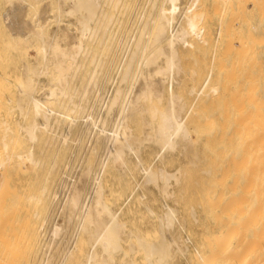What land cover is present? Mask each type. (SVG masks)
<instances>
[{
  "label": "bare ground",
  "instance_id": "1",
  "mask_svg": "<svg viewBox=\"0 0 264 264\" xmlns=\"http://www.w3.org/2000/svg\"><path fill=\"white\" fill-rule=\"evenodd\" d=\"M8 1L2 15V25L9 32L5 34L9 43L3 45L8 56L1 59L7 52L1 47L0 74L8 78L21 74L20 81L14 76L21 93L16 107L24 118H32L21 123L24 134H20L30 142L26 151L10 150L12 143L25 141L19 134L14 139L3 136L1 191L11 177L8 165L42 164L36 154L42 136L61 139L65 152L73 131L82 128V118L92 115L83 112L94 103V89L106 74L105 59L120 45L118 29L113 30L118 25L113 28V24L124 25L130 7V0H49V9L59 5L54 13L41 15L31 14L37 6L33 0ZM150 1L153 17L140 23L143 27H138L133 43L127 40L122 45L123 52L116 55L123 54L121 63L113 62L118 80L102 105L106 111L91 151L101 161L98 166L91 161L71 188L68 185L64 197L70 220L78 217L79 221L63 264L81 243L87 246L84 264H168L190 251V236L187 239L177 232L186 227L179 218L183 211L195 220L204 215L212 228L192 254L191 264H264V0H212L214 6L209 7L206 0H194L191 12L183 10L181 21L176 16L180 0ZM214 19L220 21L216 29ZM55 26L64 30L62 35ZM213 36L221 42L217 48L213 42L214 50ZM2 41L1 46L7 42ZM116 107L118 124L110 128L108 121ZM90 120L94 124L95 118ZM153 146L162 165L149 162ZM182 155L187 160L176 172L166 169V162ZM58 162L51 163L52 170ZM194 165L206 175H199L200 169L194 174ZM138 171H143L142 182L138 176L133 177L136 181L132 178ZM138 184L142 193H136ZM50 187L42 188L39 201H55L58 191ZM147 216L156 220L154 235L144 233L137 222ZM54 222L48 249L63 230V223ZM37 239L42 243L41 236ZM10 251L7 256L17 261L7 258L5 264H21L23 252ZM47 257L43 264L51 261Z\"/></svg>",
  "mask_w": 264,
  "mask_h": 264
},
{
  "label": "rangeland",
  "instance_id": "2",
  "mask_svg": "<svg viewBox=\"0 0 264 264\" xmlns=\"http://www.w3.org/2000/svg\"><path fill=\"white\" fill-rule=\"evenodd\" d=\"M5 1L6 2H4V0H0V22H1L0 26H4L5 21L3 18L4 16H2V15L4 14L6 9L9 7L8 5L10 4V2L8 0H5ZM7 1H8V3H7ZM33 1L39 7L35 6L36 11L33 10L34 12H31V14L38 11V12H40L39 14L46 15V14L51 13L55 7L57 8L56 5H59V3L57 1H55L58 4L54 5L52 10H51V8L49 9V7H52V6H49L50 5L49 2H51L49 0H45V2L48 1L46 3L38 0L40 4L39 3L37 4L38 1H36V0H33ZM140 1L141 0H130V7L128 8L127 13H126L127 16L125 15V20L122 23L124 25L119 26L118 23H116V24L114 23L115 24V25L113 24L114 27L112 26L113 28H116L118 25V27L116 29H113V30H115V31L117 29L119 30V31L118 30L116 31L117 32L116 36H117L118 43L120 42L121 46L120 45L117 46L116 50H115V47L112 48V52L110 51V56H112L111 58L109 56L106 57V58H110V59H105L107 62L105 66H107L108 68L104 66V70L106 69L105 70L106 74L104 73V76H103L102 80L100 81L99 85L94 89L93 100H92V102H94V103L90 104L91 105V106L89 105L90 108L88 107L86 109V111L83 112V114L84 113L88 114V113L92 112L91 113L92 115H90L89 118H88V116H86L85 119H84V117L82 118L81 124H83V126L80 129V131L79 130L76 132L73 131L67 149L65 146V149H66L65 152H63L64 148H61V147H64L62 145L63 142L61 139H59V140L55 139L54 140L53 138L47 137L48 135L46 134L45 136H42L41 140H39L38 143H36V152H37L36 154L43 161L39 167L30 163V161H27L24 166H23V164H18V162L13 163L10 166L8 165V174L11 176L10 179L8 178L9 179L8 185H9V187L11 186L10 187L11 189L8 190V187H7L8 185L3 186V191H1L2 189H0V201H1L0 202V258H1L0 261L3 260V262H1V264H5L6 261L8 263L7 258H10V256H12V255L7 256V255H9L8 253L10 250L12 252H14L15 254L18 251L23 252L21 264H43L42 260L46 256L49 257L48 260H51V261H49L48 264H63L65 256L68 252L66 250V248L68 247L69 244L72 245V241L70 240V238L74 236L73 234L75 232V229L77 232V224L79 221L78 217H73L70 220L69 215H68L69 214L68 209L67 208L64 209L65 199L67 198L66 197L68 195L67 193H69V190H68L69 187L71 188L72 184L78 179L77 177H79V175L83 172V169L88 164H90L91 161L92 162L94 161L93 162L94 165H97V166H98V162L101 161V159H100L101 156L97 155L98 158L96 157L97 159L96 158L94 159L93 158L94 156L92 157L93 152L91 155V151L93 148L92 146H94V144L96 143V139H97L96 137H98V131H100L101 122H102L103 116L105 115L104 111H106L105 106H102V105H105L108 101V98L113 94L117 80H118V75H116L117 68H115V65H113V64L114 63L115 64L121 63V61L124 59L122 56L123 54H121L120 57L119 56L116 57V55H119V52L122 51L121 47L123 44L126 43L127 40H129V41H127L128 44L133 43V41H132L133 37L134 36L136 37V35H137L135 33L137 31H138L137 33H139L138 27H140L142 29V27H143L142 25H144V22H146L149 19L148 16L149 17L151 16L150 18L153 17L151 15V12H153L152 5H151L152 2L150 0H142L141 2ZM162 1L159 3L160 4L163 3ZM213 1L212 0H206V3H207L206 5L208 6L209 4H212ZM179 2L181 3V9L177 11L178 14L176 16H177V19L179 21H181L182 18H180V17H182V15H183V10L185 9L186 11L191 12V10L193 9L192 6H194L193 5L194 0H180ZM4 3H6L7 5L5 4L6 5L5 6ZM214 3H215V1H214ZM214 3L212 4L213 6H214ZM47 4H49V5L46 6ZM53 4H55V3L53 2ZM53 4H51V5H53ZM3 5H4V7H3ZM165 5L168 6L166 3H165ZM212 5H210V6L212 7ZM43 7H44V10L41 9ZM46 9L49 10V12H46L47 11ZM41 10H43L44 12H42ZM52 13H54V11ZM146 15H147V19H146ZM30 17H28V19H26V22L30 21V19H29ZM20 20L25 21V19H20ZM214 20H213L212 25H214ZM142 21H143V23H141ZM215 21H217V19ZM218 21L215 23L216 25L218 24ZM2 22H4L3 25H2ZM219 23H220V21H219ZM175 25H177V24L174 23V27H176ZM216 27H218V25L215 26L214 29H216ZM55 28L58 29L59 36H60L61 32L64 31V30H61L60 27L55 26ZM0 29L4 31L3 32L0 30V34H3V35H1V36H3V38L0 37L1 41L2 40L7 41L6 43L4 42V44L2 43V46L0 44V48L2 47L3 52H4V50L6 49L5 47H7V46L3 47V45H6V44L8 45V43H9V39L6 38L7 34H9V32L7 31V28L5 26H4V29H2V27ZM5 34H6V37H5ZM135 37H134V39H135ZM4 38H5V40H4ZM213 38L215 39V41H214V39H212L213 41L212 40H210V41L212 43L216 42L215 47L217 48V45L219 43H221L220 39L216 40L215 36H213ZM217 41H219V42H217ZM129 42H131V43H129ZM211 42H209L211 44V46L209 43H207V45H206L207 46L206 54H208V51H211L210 49H208L209 46H210V48H212ZM128 44H126V45H128ZM208 44H209V46H208ZM214 44L215 43H213V50L216 49L214 47ZM98 46H99V44H98ZM219 46H220V44H219ZM30 49H31L32 53H35L33 48H30ZM5 51H7V50H5ZM113 51L114 52L117 51L118 54L114 53ZM3 52L0 51V54L2 55ZM5 53H8V51L4 52V54ZM4 54L1 56V57L4 56V58L0 57L3 61H4V59H6L5 56L6 57L8 56V54H5V55ZM114 56H115V59H114ZM82 58L83 57H81L80 60ZM118 58L120 59V61L118 60ZM116 59H117V63H116ZM108 60L110 63H108ZM1 63H2V61H1ZM109 64H110V66H108ZM111 64H112V67H111ZM2 68L3 67L0 68V72H1ZM111 69H112V71H111ZM114 70H116V71H114ZM109 71H110V73L113 71L114 72L111 74L109 73L110 74V76H109V74H108ZM3 76H5V75H3ZM14 76H15V78L18 79V77L21 76V74H19V76H18V72H16ZM14 76L11 75V76H9V78L7 76H5L4 78H6V79L8 78L7 80L6 79L3 80L2 79L3 77L2 78L0 77V80L8 81V82L10 81V84L8 82H6L7 84H5L3 81H2V83L0 82L1 83L0 84V125H1L0 126V156H4V154L6 153L4 148H3V136L6 134L8 137L7 139H10L11 137L13 138V136H15V135L17 136V134H19L20 136H21V134H24L21 123L28 122L30 120V117H31V116H27L24 118L22 111L20 109H18V107H16L20 103V101H18V97H19V100H21L20 99L21 93L19 92V88H18L19 83L17 82V80L14 79ZM11 77H12V80L14 79V82L18 83L17 84V83L13 82L14 84H17L16 85L17 87L15 85H13V83L11 84V81H12ZM41 77L46 78L45 75H42ZM108 77H110L112 79H110V81H109ZM114 78H115V80H114ZM18 81H20V80L18 79ZM167 82H166V84H170L169 82L168 83ZM176 84H174V85H176ZM41 86L42 85H40V84L37 85L38 90L40 88H42ZM177 86H178V84L176 86H174V88L177 89L178 88ZM7 87H8V89H7ZM90 88H91V86H90ZM12 92H14V93H12ZM18 93H20V96ZM40 93H42L41 89L39 90L38 94H40ZM98 96H101V97H98ZM103 101H104V103H103ZM118 108L114 111L113 115L110 117V119L108 121L109 127L111 126L112 128H114L118 124L117 119H116V118H118V115H117L118 114ZM86 118H87V120H86ZM90 118L91 119L95 118L94 124H93L92 120H90ZM5 119L7 120L6 123L4 122V121H6ZM98 122H100V123H98ZM95 124H96V126H95ZM8 125L10 126V129H6V127ZM63 127H64V129H66L65 126H63ZM86 130L87 131L89 130V132H87ZM84 132H85V134H84ZM86 133H88V134H86ZM21 137L24 138L25 141L23 139L22 141H24V142H21V143L19 142L16 144L12 143L11 144L12 146H10L11 151L19 152V151H23V150L26 151L28 149L30 142L24 137V135H22ZM48 138L51 140H49ZM82 139H84V140H82ZM59 148H61V149H59ZM149 150L152 152V154L149 155V162H152L156 166H158L159 163H160V165H162V162L159 160V157H155L156 148L153 146ZM90 155H91L92 160L89 158ZM103 157H104V155H103ZM178 160L176 159L174 161H170L171 163L166 162L164 164L167 167L166 169H168L171 172H176L177 171L176 169H178V167L183 162H185L187 160V158L185 155H182L181 159H178ZM54 161L60 162V165H58L56 163L57 164V168L55 169L56 171L54 169L53 170L51 169V168H53L52 164H55ZM65 163L67 165H65ZM49 165H52V166L49 167ZM34 166L36 167V169ZM194 166H196V168L194 169V172H193L192 169L194 168ZM194 166L190 167V171L192 170L191 172H189V170H188L189 175H190V173L191 174H193V173L197 174L196 172L199 169H200L199 170L200 173H198L199 175H206V172L203 171V169H201L198 165H194ZM54 171L56 172V178L55 179L53 178V176L55 177ZM57 171L59 172L58 173L59 175L57 174ZM49 173L51 175L53 174L51 176V178L49 177L50 176ZM135 174L136 175L131 174L132 178L134 177L137 180V178L139 177L137 181L142 182L143 171H138ZM52 179H53L54 183L52 182ZM74 179H75V181H74ZM135 179H134V181H136ZM68 182H69V184H67ZM51 183H53L52 188L50 187ZM66 184H67V186H66ZM46 185H48L52 190L58 191L57 197L53 203H49L51 201V199H49L47 201H39V199H38V197L41 196V194L44 190L42 188L45 187ZM68 185H69V187H68ZM64 186L67 187V190H66V187L64 189ZM5 187H7V190H5ZM138 187H141V186H139V184H138V186H136V193L141 191L140 188L138 189ZM154 189H156V188H154ZM140 193H142V192H140ZM150 194H152V193H150ZM64 197H65V199H64ZM36 210H37V212L38 211L41 212L40 216L34 215L37 213V212L35 213ZM204 217L205 216L202 215V217L201 216L199 217V220H195L194 218L189 217L185 211L180 213V215H179L180 221L181 222L185 221L186 227L184 229L178 228L177 232L181 233V235H183V237L187 238V239H188L187 236H190L189 239H191V240L189 241V239H188V242L190 243V251H189L190 253L187 252V254H185V255H176V257L170 259L168 264H180V263L181 264H191L190 259H191L192 254H195L197 252L196 248L201 247L200 245L205 240L206 235L208 237V235L212 232V228L210 227L209 222H208L209 220L206 217H205L206 218V220H205ZM52 218H53V220H52ZM131 219H132V216H131ZM54 221H56V222L60 221L61 223H63V230L61 233L62 235L60 234L59 237L57 238V242L50 249H48V247H46L47 246L46 243L47 242L49 243V241L51 239L52 228H53V224L55 223ZM76 221H77V223H76ZM137 222L142 227V229H144L143 230L144 233H147V235L149 233L151 235H154L152 233H154L155 229H156V227L154 225L155 224L154 222H156L155 219L147 216L145 219L138 218ZM204 225L207 227H205ZM37 227H39V231H37V229H38ZM205 228H208L209 230L205 229ZM43 230L46 231V233L43 232ZM73 230H74V232H73ZM155 234H156V232H155ZM38 236L42 237V243H40V241L37 239ZM44 238H46L45 241H44ZM10 246H12V247H10ZM20 248H22V250ZM11 251H10V253H11ZM86 251H87V246H85L81 243L79 245L78 250L76 251L75 255L72 256L73 258L71 257L67 261L66 264H84V257H85L84 254L86 253ZM11 254H13V253H11ZM16 256L18 257V255H16ZM14 258H16V257L13 256V258L12 259L10 258L9 260L17 261ZM52 259H53V261H52Z\"/></svg>",
  "mask_w": 264,
  "mask_h": 264
}]
</instances>
